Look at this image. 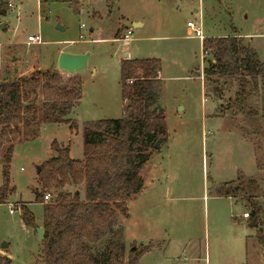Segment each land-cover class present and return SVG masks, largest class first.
<instances>
[{
	"label": "rangeland",
	"instance_id": "obj_1",
	"mask_svg": "<svg viewBox=\"0 0 264 264\" xmlns=\"http://www.w3.org/2000/svg\"><path fill=\"white\" fill-rule=\"evenodd\" d=\"M14 3L0 15V82L20 72L28 76L37 68L57 67L61 49L90 55L77 72L82 96L68 116L76 130L68 123H46L34 140L15 141L8 171L13 192L0 202V251L7 248L11 264H36L42 249L35 229L22 223L21 206L42 227L43 207L37 197L57 193L54 187L43 188L37 166L55 157L53 141L67 147L71 159L81 160L85 123L122 116L119 62L129 55L160 59L158 101L167 138L142 168L143 188L127 202L128 217H118L125 256L132 247L151 244L138 264H264V246L256 235L260 226H248L242 218L243 212L252 211L250 202L216 193L220 187L243 184L246 196L264 210V115L259 111L247 116L226 108L237 84L233 79L216 87L205 82L203 70L210 57L203 54L202 40L186 26L188 21L196 26L201 22L204 38L244 36L264 61V0ZM138 21L143 25L134 26ZM28 35L39 36L40 43L28 42ZM41 92L37 88L39 100ZM261 104L258 98L257 109ZM7 146L0 147V184ZM64 189L78 190L84 198L82 186L69 184ZM89 246L98 255L107 241Z\"/></svg>",
	"mask_w": 264,
	"mask_h": 264
},
{
	"label": "trees",
	"instance_id": "obj_2",
	"mask_svg": "<svg viewBox=\"0 0 264 264\" xmlns=\"http://www.w3.org/2000/svg\"><path fill=\"white\" fill-rule=\"evenodd\" d=\"M7 9V4H0V15ZM202 49L210 57L203 70L205 82L216 87L233 79L237 84L226 108L247 116H257L259 111L264 115V61L256 50L236 33L203 38ZM119 68L122 116L85 123L81 160L71 159L68 148L62 149L53 141L57 157L40 166L43 188L54 187L57 193L48 202L43 201V194L37 197L43 207V236L36 264H138L141 254L149 249L130 248L126 257L121 242L123 228L117 226V220L119 216L128 217L127 202L143 188L141 172L155 150L153 144L167 138L165 116L158 101L160 60L122 59ZM37 88L42 91L40 100ZM82 90L80 75H64L55 69L34 70L28 76L0 82V147L8 144L2 156L0 202L13 192L8 171L15 141L34 140L46 123H68L71 130H76V123L68 116L79 104ZM258 98L260 109L256 106ZM69 184L82 186V200L76 190L64 189ZM216 193L239 195L250 202L249 218H255L256 226H260L257 241L264 246V210L246 196L244 185L223 186ZM21 207L22 223L35 229L33 214ZM102 240L107 246L95 255L89 244ZM0 264H11V259L0 256Z\"/></svg>",
	"mask_w": 264,
	"mask_h": 264
},
{
	"label": "water",
	"instance_id": "obj_3",
	"mask_svg": "<svg viewBox=\"0 0 264 264\" xmlns=\"http://www.w3.org/2000/svg\"><path fill=\"white\" fill-rule=\"evenodd\" d=\"M137 23L138 22H134L133 25L135 26ZM89 55V52L71 53L67 51H61L57 59V67L59 70H66L70 74H74L87 65ZM162 142L163 138L158 139L153 144V148L159 149ZM54 155L55 157H57L56 153H54ZM39 171L40 166H37V172ZM61 191H63V189H61ZM76 193H78V190L76 191ZM254 225H256L255 218H253V220L249 223V226ZM35 233L38 240H41L43 236V228L41 226H36ZM131 249L134 251L135 247H132Z\"/></svg>",
	"mask_w": 264,
	"mask_h": 264
},
{
	"label": "built area",
	"instance_id": "obj_4",
	"mask_svg": "<svg viewBox=\"0 0 264 264\" xmlns=\"http://www.w3.org/2000/svg\"><path fill=\"white\" fill-rule=\"evenodd\" d=\"M15 0H6V4H7V7L8 9L9 8H13L15 7V3H14ZM81 26H83V24H81ZM186 26L189 28V32L192 33V36L194 37H198L199 39H203L204 36H203V32L201 31V22L196 26L194 23H192L191 21H188L186 23ZM129 33H130V30H127L126 32V35L124 36V40L125 39H128V36H129ZM28 38V42H36V43H40V38L39 36H32V35H28L27 36ZM55 195L52 194V192L48 191L46 193L43 194V201L44 202H48L49 200H51ZM242 218H245V219H248L249 218V213L248 212H243L242 213Z\"/></svg>",
	"mask_w": 264,
	"mask_h": 264
},
{
	"label": "crops",
	"instance_id": "obj_5",
	"mask_svg": "<svg viewBox=\"0 0 264 264\" xmlns=\"http://www.w3.org/2000/svg\"><path fill=\"white\" fill-rule=\"evenodd\" d=\"M133 23H134V22H133ZM142 25H143V23L138 21V23H137L135 26L138 27V26H142ZM240 36H241V35H240ZM242 37L244 38V40L246 39V40H245V41H246L245 43H248V44H249V41L247 42V39H248V38H245L244 36H242ZM202 40H203V39H202ZM61 51H62V49L57 51L56 60L58 59V56H59V54H60ZM73 53H75V52H73ZM203 54H207V53H204V51H203ZM207 55H208V54H207ZM125 58H126V59H130V58H132V57H130V55H129L128 57H125ZM150 58H152V57H150ZM154 58H156V57H154ZM122 59H124V58H120V61H121ZM159 60H160V59H159ZM160 66H161V65H160ZM52 69L59 70L58 67H54V68H52ZM34 70H42V69L37 68V69H34ZM34 70H33V71H34ZM60 71L62 72V70H60ZM76 73H77V72H76ZM160 73H161V70H160L159 75H158L159 78H160ZM25 74H26L25 72H23V73L20 72V73L14 78V79H17V78L20 77V76H26ZM28 75H29V74H28ZM42 126H43V125H42ZM42 126H41V128H42ZM40 130H41V129H40ZM14 145H15V144H14ZM13 148H14V147H13ZM12 153H13V152H12ZM9 167H10V165H9ZM247 221L250 223L252 220H250V218H248ZM249 223H248V226H249ZM254 226H256V225H254ZM254 226H251V227H254ZM150 246H152V245L149 244V247H150ZM6 249H7V248H2L1 251H0V254H2V256H6V257H8V255L5 254V250H6ZM8 258H9V257H8ZM9 259H10V258H9ZM11 262H12V260H11Z\"/></svg>",
	"mask_w": 264,
	"mask_h": 264
}]
</instances>
